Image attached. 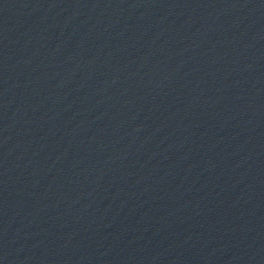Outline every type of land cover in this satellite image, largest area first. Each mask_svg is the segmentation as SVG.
Here are the masks:
<instances>
[{"label":"water","instance_id":"obj_1","mask_svg":"<svg viewBox=\"0 0 264 264\" xmlns=\"http://www.w3.org/2000/svg\"><path fill=\"white\" fill-rule=\"evenodd\" d=\"M0 264H264V0H0Z\"/></svg>","mask_w":264,"mask_h":264}]
</instances>
